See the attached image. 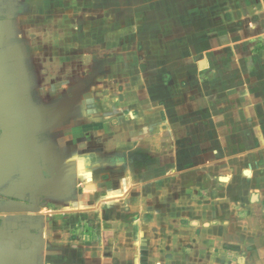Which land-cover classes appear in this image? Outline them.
<instances>
[{
	"label": "crops",
	"instance_id": "1",
	"mask_svg": "<svg viewBox=\"0 0 264 264\" xmlns=\"http://www.w3.org/2000/svg\"><path fill=\"white\" fill-rule=\"evenodd\" d=\"M145 1L119 105L0 99V264H264V0Z\"/></svg>",
	"mask_w": 264,
	"mask_h": 264
},
{
	"label": "rangeland",
	"instance_id": "2",
	"mask_svg": "<svg viewBox=\"0 0 264 264\" xmlns=\"http://www.w3.org/2000/svg\"><path fill=\"white\" fill-rule=\"evenodd\" d=\"M16 1L18 9L10 14L15 17L9 25L12 32L4 39L0 38V81L16 78L18 85L11 92L10 87L3 86L0 99L15 101L13 107L22 109L30 106L33 99L35 114L42 113L41 109L50 114L55 113L56 100L84 88L93 90L96 100L100 101L103 108L100 115L105 114L107 104L119 105L114 102L121 89V72L135 64L129 59L136 55L137 44L125 45V42H116L112 36L120 35L122 30L132 32L127 28L131 24L138 25L140 19L134 10L145 0ZM5 14L0 11V17ZM79 83L81 85H77ZM49 94L50 104L53 98L56 103L49 105L46 101ZM81 95L85 96V102L91 98L85 92ZM26 96L30 98L24 102ZM42 102L47 105L45 108ZM27 110L30 111L31 106ZM170 228L182 230L179 226H170L167 233L163 230L162 238L166 242L172 235ZM150 234L154 235L153 232ZM228 242L225 244L229 247ZM203 246L205 249L206 245ZM177 250L185 253L184 246Z\"/></svg>",
	"mask_w": 264,
	"mask_h": 264
},
{
	"label": "bare ground",
	"instance_id": "3",
	"mask_svg": "<svg viewBox=\"0 0 264 264\" xmlns=\"http://www.w3.org/2000/svg\"><path fill=\"white\" fill-rule=\"evenodd\" d=\"M202 64V63H201ZM251 174V173H250ZM225 178V177H224ZM222 179V178H221ZM222 181V180H221Z\"/></svg>",
	"mask_w": 264,
	"mask_h": 264
}]
</instances>
